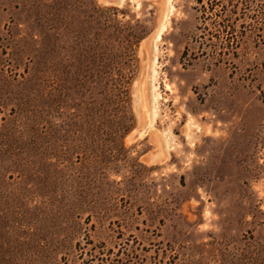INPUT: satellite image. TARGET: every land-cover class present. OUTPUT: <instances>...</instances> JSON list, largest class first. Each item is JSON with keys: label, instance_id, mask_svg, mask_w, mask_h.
<instances>
[{"label": "rangeland", "instance_id": "obj_1", "mask_svg": "<svg viewBox=\"0 0 264 264\" xmlns=\"http://www.w3.org/2000/svg\"><path fill=\"white\" fill-rule=\"evenodd\" d=\"M0 264H264V0H0Z\"/></svg>", "mask_w": 264, "mask_h": 264}, {"label": "trees", "instance_id": "obj_2", "mask_svg": "<svg viewBox=\"0 0 264 264\" xmlns=\"http://www.w3.org/2000/svg\"><path fill=\"white\" fill-rule=\"evenodd\" d=\"M201 3V2H200ZM212 8H211V4H209V7H204L203 4H201V16L203 20H206V17L208 16V14H213L214 16L218 17L221 20V13L225 12V10L223 9V6L220 10H217L216 12H212ZM203 30H206V28L204 27ZM218 32V36L216 37V39H219V43L224 44L223 42H220V39L222 37H220V34H223V32H225V35H231L232 33H229V31H227V27H223V30H216ZM232 37V36H231ZM229 37V39L227 40V46H229V48L227 47V51H229L230 47H232L234 44H236V39L235 38H231ZM226 45V44H225Z\"/></svg>", "mask_w": 264, "mask_h": 264}]
</instances>
